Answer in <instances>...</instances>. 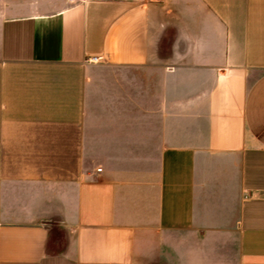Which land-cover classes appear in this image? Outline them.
<instances>
[{
    "label": "crops",
    "instance_id": "1",
    "mask_svg": "<svg viewBox=\"0 0 264 264\" xmlns=\"http://www.w3.org/2000/svg\"><path fill=\"white\" fill-rule=\"evenodd\" d=\"M175 242L264 264V0H0V264Z\"/></svg>",
    "mask_w": 264,
    "mask_h": 264
},
{
    "label": "rangeland",
    "instance_id": "2",
    "mask_svg": "<svg viewBox=\"0 0 264 264\" xmlns=\"http://www.w3.org/2000/svg\"><path fill=\"white\" fill-rule=\"evenodd\" d=\"M78 1L79 0H11V3L12 5H21L26 7L33 6L39 12L48 13L54 12L64 6L75 4ZM17 12H19V10ZM27 12H30V10H27ZM177 247V242L171 243L169 249H166L165 247H160V250H155L154 253H152L151 257L146 260V263L177 264Z\"/></svg>",
    "mask_w": 264,
    "mask_h": 264
},
{
    "label": "built area",
    "instance_id": "3",
    "mask_svg": "<svg viewBox=\"0 0 264 264\" xmlns=\"http://www.w3.org/2000/svg\"><path fill=\"white\" fill-rule=\"evenodd\" d=\"M100 171V169H98V172Z\"/></svg>",
    "mask_w": 264,
    "mask_h": 264
}]
</instances>
